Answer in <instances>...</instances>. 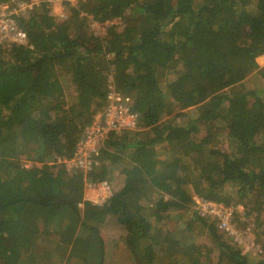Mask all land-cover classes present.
<instances>
[{
    "label": "trees",
    "instance_id": "obj_1",
    "mask_svg": "<svg viewBox=\"0 0 264 264\" xmlns=\"http://www.w3.org/2000/svg\"><path fill=\"white\" fill-rule=\"evenodd\" d=\"M51 9L19 18L27 44L0 49V264H107L109 219L136 264H264L216 218H189L195 195L234 207L241 233L246 212L264 250V0ZM109 84L131 96L138 126L110 134L94 170L70 171L62 161ZM103 181L113 195L87 200Z\"/></svg>",
    "mask_w": 264,
    "mask_h": 264
},
{
    "label": "built area",
    "instance_id": "obj_2",
    "mask_svg": "<svg viewBox=\"0 0 264 264\" xmlns=\"http://www.w3.org/2000/svg\"><path fill=\"white\" fill-rule=\"evenodd\" d=\"M83 1L85 0H11L0 3V49L9 47L11 43H28L27 32L21 28L19 18H27L35 7L47 4L52 7V15L65 19L68 16L67 5L78 6ZM55 4L61 7L60 14L56 12ZM131 103L130 95L119 91L114 84H109L106 106L97 112L92 123L86 128L85 135L78 143L73 157L64 158L62 161L68 170L79 169L84 173L94 170L99 165L96 156L110 134L137 128L139 116L132 109ZM87 187L98 191L96 200L86 197L97 205L103 204L113 195V188L109 181L88 183ZM195 202L193 210L200 216L216 218L220 229L235 236L236 239L245 236L246 231L241 233L234 223V207H227L223 203L213 202L203 197L195 198ZM237 208L242 209L241 206ZM245 250L256 254L258 252L260 256L264 254V250L254 243L246 244Z\"/></svg>",
    "mask_w": 264,
    "mask_h": 264
},
{
    "label": "rangeland",
    "instance_id": "obj_3",
    "mask_svg": "<svg viewBox=\"0 0 264 264\" xmlns=\"http://www.w3.org/2000/svg\"><path fill=\"white\" fill-rule=\"evenodd\" d=\"M55 8H56V12L60 14L61 7H59L58 4H55ZM107 24H100L98 22H93V27L96 30V32L103 33ZM262 62L264 63V59H262ZM263 83H264V80H263ZM249 85L253 86L251 81H249ZM221 135L222 136L220 138H221V141L223 142L222 147L224 149L231 150L229 146V142H228V130L222 132ZM26 165L30 167V164H26ZM97 196H98L97 190H93L92 188L87 189L86 197L91 198L92 200H96ZM193 198L201 199L200 196L198 195H195ZM193 213H194V210H193V204H192V207L189 213L190 219L193 217ZM241 217L244 218L243 219L244 221H246L245 219H248L249 224L247 225L245 231L246 233L247 232L249 233L250 231L249 228L253 226V219L249 218V216L246 215V212H244L243 214L241 213ZM101 234L106 243L107 264H136L137 258H135V255L131 252V250H129L128 246L126 245V239L128 236L127 231L123 230L120 227V225H118L116 222L111 221L109 219V220H106V222L102 225ZM251 234H248L247 236L245 234V236L239 237L237 240L242 242L244 246L246 244H252V243H254L255 245H258L255 242L256 239L254 240ZM138 262H141L140 259ZM159 262L161 261H158V263Z\"/></svg>",
    "mask_w": 264,
    "mask_h": 264
},
{
    "label": "clouds",
    "instance_id": "obj_4",
    "mask_svg": "<svg viewBox=\"0 0 264 264\" xmlns=\"http://www.w3.org/2000/svg\"><path fill=\"white\" fill-rule=\"evenodd\" d=\"M200 198H201V196H200ZM194 201H195V198H194ZM195 204H196V202H195V203H193V206H195ZM194 212H195V211H194ZM263 255H264V254H263ZM263 255H262V256H263Z\"/></svg>",
    "mask_w": 264,
    "mask_h": 264
},
{
    "label": "crops",
    "instance_id": "obj_5",
    "mask_svg": "<svg viewBox=\"0 0 264 264\" xmlns=\"http://www.w3.org/2000/svg\"><path fill=\"white\" fill-rule=\"evenodd\" d=\"M262 59H264V57H262L261 59H260V61L262 62ZM262 64L264 65V63L262 62Z\"/></svg>",
    "mask_w": 264,
    "mask_h": 264
}]
</instances>
